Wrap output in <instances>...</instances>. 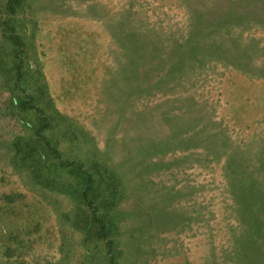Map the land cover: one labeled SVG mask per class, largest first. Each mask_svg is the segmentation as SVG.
Wrapping results in <instances>:
<instances>
[{"label":"rangeland","instance_id":"obj_1","mask_svg":"<svg viewBox=\"0 0 264 264\" xmlns=\"http://www.w3.org/2000/svg\"><path fill=\"white\" fill-rule=\"evenodd\" d=\"M0 264H264V0H0Z\"/></svg>","mask_w":264,"mask_h":264}]
</instances>
